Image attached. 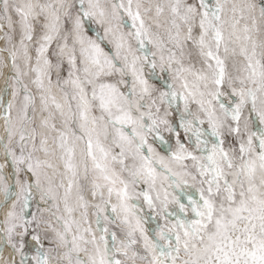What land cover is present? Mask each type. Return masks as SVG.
<instances>
[{"label":"snow or ice","instance_id":"obj_1","mask_svg":"<svg viewBox=\"0 0 264 264\" xmlns=\"http://www.w3.org/2000/svg\"><path fill=\"white\" fill-rule=\"evenodd\" d=\"M0 32V264H264V0H0Z\"/></svg>","mask_w":264,"mask_h":264},{"label":"rangeland","instance_id":"obj_2","mask_svg":"<svg viewBox=\"0 0 264 264\" xmlns=\"http://www.w3.org/2000/svg\"><path fill=\"white\" fill-rule=\"evenodd\" d=\"M210 2H214V0H210ZM232 2H233V0H228L229 5H230ZM2 36H3V33L0 32V48H2V47L4 46V41H3ZM231 64H232V61L229 60V61H228V67H229V70H230V71L232 70ZM4 72H7V67H5L3 64H0V75L4 74ZM0 78L2 79V76H0ZM1 79H0V82H1ZM7 97H9V99H11V89H10V88L8 89ZM20 99H22V97H20ZM247 115H248L247 110H245V112L243 113V117H246ZM243 117H242V119H241V124H240L242 132H243V129H244V119H243ZM258 126H259V125H258V122H257V124H256L255 127H258ZM232 140H233L232 137H227V139H226V145H225V146L227 147L228 143H231ZM42 154H43V153H37V155H38L41 159H42ZM54 161H56V160H55V159L52 160V163H53V164H54ZM0 163H1V162H0ZM56 164H57V161H56ZM54 165H55V164H54ZM7 171H8V169L5 170V175H6V176H7ZM48 172H49L50 175L52 174L51 171L48 170ZM55 180H56L57 183L59 182V181H58V176L55 177ZM113 199H114V198H113ZM90 203H92V201H90ZM32 210H33V211L36 210V205H35V204H33V206H32ZM92 211H93V210H92L91 208H89V223L91 224V226L93 227V229H95V224H94L95 217L92 215ZM0 213L3 214V210H0ZM62 213H63V206H61V214H62ZM74 218H76V219L79 218V212L74 213ZM44 219H46V220L49 219V214H48V213H44ZM53 222H54V221H53ZM109 227L112 228L113 230H116V231L119 233V230L116 229L114 225H109ZM45 246H46V247L48 246L46 241H45ZM141 254H143L142 250H141ZM4 255H5V256L8 255L7 250H5ZM53 255H56V253H53ZM53 264H55V262H53ZM137 264H140V262L138 261Z\"/></svg>","mask_w":264,"mask_h":264},{"label":"bare ground","instance_id":"obj_3","mask_svg":"<svg viewBox=\"0 0 264 264\" xmlns=\"http://www.w3.org/2000/svg\"><path fill=\"white\" fill-rule=\"evenodd\" d=\"M7 73H8V68H7V72H4V74H2V75H0V76H2V79H1V82H0V89H3L4 87H5V76L7 75ZM7 100H9V97H7V95H4V94H2V93H0V103H3V102H5V101H7ZM2 125H3V120L2 119H0V136H3V127H2ZM42 159H44V155L42 154ZM54 160V159H53ZM57 161V160H56ZM56 161H54V164L55 165H58V161H57V164H56ZM0 162L1 163H3V153L2 152H0ZM10 169H8V171H9ZM62 170V169H61ZM8 171H7V173H8ZM49 171H51L52 172V170L51 169H49ZM58 181H59V177H58ZM61 206H63V205H61ZM2 215L3 214H1L0 213V218H2Z\"/></svg>","mask_w":264,"mask_h":264}]
</instances>
